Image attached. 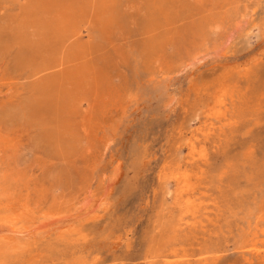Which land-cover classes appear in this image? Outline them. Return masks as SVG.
Masks as SVG:
<instances>
[{
  "label": "rangeland",
  "instance_id": "rangeland-1",
  "mask_svg": "<svg viewBox=\"0 0 264 264\" xmlns=\"http://www.w3.org/2000/svg\"><path fill=\"white\" fill-rule=\"evenodd\" d=\"M0 264H264V0H0Z\"/></svg>",
  "mask_w": 264,
  "mask_h": 264
},
{
  "label": "bare ground",
  "instance_id": "bare-ground-1",
  "mask_svg": "<svg viewBox=\"0 0 264 264\" xmlns=\"http://www.w3.org/2000/svg\"><path fill=\"white\" fill-rule=\"evenodd\" d=\"M90 202V201H89ZM89 202H85V205L83 206V207H85L86 208V205H89L90 203ZM81 205V204H80ZM92 211V210H91ZM23 213V212H22ZM24 215V214H23ZM100 216V215H99ZM31 218H33V217H31ZM66 218V217H65ZM92 218V217H91ZM23 219V218H22ZM60 219V218H59ZM19 220H21V219H19ZM53 220V219H52ZM9 225L11 224V225H18V224H21L22 222H19L18 221V219H12V220H7L6 221ZM48 222V221H47ZM6 223V224H7ZM29 226L27 227H25V228H23V232H22V235L21 236H23V237H28V236H33V234L37 231V230H39V229H42V228H45L46 226H48V224L46 225L45 223L43 224H40L39 223V225H38V223H33V222H31V221H29ZM50 224H51V222H50ZM58 224V223H57ZM72 226V225H71ZM49 227V226H48ZM57 228V227H56ZM10 229H12V228H10ZM258 230V229H257ZM42 231V230H41ZM258 232V231H257ZM41 235V234H40ZM255 238V237H254ZM1 246H3V245H1ZM4 247V246H3ZM4 248H6V247H4ZM2 249V248H1ZM4 250V249H3Z\"/></svg>",
  "mask_w": 264,
  "mask_h": 264
}]
</instances>
